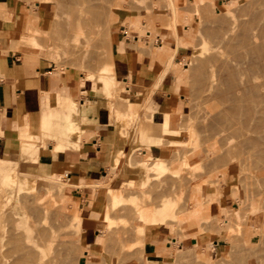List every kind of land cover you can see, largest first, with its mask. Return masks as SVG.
Masks as SVG:
<instances>
[{
  "label": "rangeland",
  "instance_id": "374dc122",
  "mask_svg": "<svg viewBox=\"0 0 264 264\" xmlns=\"http://www.w3.org/2000/svg\"><path fill=\"white\" fill-rule=\"evenodd\" d=\"M5 1L11 2V4L4 5V8L7 11L14 10L15 18L24 10V15L28 16L27 18L34 15L28 19L29 25L36 26L35 28L39 26L40 30L42 29L41 32L35 33L41 37L38 38L37 35L34 38L33 36V40L37 45L33 43L25 46L23 41L26 38L28 39L29 36H26L28 33H24L23 35L26 36L24 37L21 30H18V27L15 26L17 18H14L15 25L11 24L12 27H10L7 25L8 22L4 24L6 21L3 16L5 17V15H0V26L10 29L14 36V49L33 60H38L41 65H52L63 74L75 78L76 88L71 99L74 102L79 104V98L86 94L81 92V86L85 79L96 85L95 89L90 92L91 94L106 99L110 123L113 127L112 144L110 145L109 160L102 176L94 182L105 183L115 176L120 169L113 187L120 188L119 195L123 200L115 208H111V198L106 187L92 188L91 184H87L85 181L80 187H75L74 183L67 179L64 171L59 172L54 168L40 167V164L36 168L37 173L46 176L47 180L50 181L49 184H52L53 187L47 192L42 187L33 186L28 176L15 171L18 168V162L20 160L33 162L35 157L38 159V155L42 153L39 147L46 148L49 143L53 144L56 151L65 147H80L81 138L77 139L78 142H67V140L65 142V139L62 138H58L59 140L54 142L52 136H48V139L43 140L40 139L38 134H33V137L23 136L24 143L18 162L8 165L4 160H0V264H18L16 258L19 252H12V249L18 245V240L21 241V244L23 241V245L26 242H38V250L43 253V257L53 256L55 259L53 264H137L139 261L142 264H192L191 262L193 264H264L258 250L247 248L252 234L246 229L249 223H253V220H249V218L257 216L259 212L264 210V198L258 192L260 191L258 190L260 189L259 186L256 190L258 194L255 193L256 184L259 183L257 182L259 176L257 178L253 176V172H255V175L257 174L256 165L253 166L255 161H253L254 163L251 161L252 164L248 168L247 163L244 162L245 159L242 158L245 155L239 149L232 148L230 151L226 145L220 148L225 144L223 141H226L222 138L221 144V140H218L217 137L233 139L236 142L239 139V136H235L228 131L216 133L218 135L216 138L220 143L216 142L217 140L214 137L210 138L211 141L207 139L210 142L205 139L206 137L203 138V125L204 123L206 125L208 121H205L207 120L206 117L201 118V112H203V115L206 113L205 111H211L209 109L210 103H208L210 102L208 100L210 90L209 88H197L199 87L198 78L202 76V73L204 74L201 71L205 69L203 68L204 65L206 66V64L201 63L205 60L208 62L207 59L218 52L219 47L222 46V44L218 46L220 38H214L216 34H212L225 33L229 26H227L228 22L241 20L246 22L247 19L250 20L249 15L251 13L246 11L249 13L247 16L242 6L249 3V7H255V4H251L255 2L256 7H260L259 0V4L254 0H250L251 2H246V0H213L214 4H211L210 1L212 0H175L176 2L173 1V5L177 4L175 7H178V14L173 23L170 19L168 0H165L167 3L163 0H108V6L101 5L102 0H97L98 3L95 2V5L99 4L98 7L100 5V7L104 6L102 9L100 7L96 9V6L94 8L92 5L93 8H89L88 3L86 4V1L83 0L82 2L81 0V4L87 5L84 6L86 9L82 7L83 12L87 13L84 14L85 16H89L90 11L93 13L95 10L98 11L99 15L96 12L94 14L100 16V13L105 10L104 14L108 16V31L110 34V38L106 39L109 43L108 46H102L104 42L97 38L100 35L94 33L96 31L95 23L92 25L93 27L89 28L94 31V36L88 30L87 27L91 25L93 20L90 21V25L89 23L81 24L84 22H79V25H85V28L80 26V29L79 25L75 23L77 22L76 19H72L71 16L77 17L75 14L79 12L80 3L76 2L79 4V9L76 7L77 12L74 6L75 3L70 2L71 5H69L68 0H64L65 2L62 0L64 4L70 6L68 8L64 4L61 5L63 8L59 7L58 5L62 2H58V0H34V2L28 0L27 5L25 4L27 0ZM263 1H261V4H263ZM36 2L43 8H36ZM57 2L58 4H56ZM92 2L90 1V3ZM230 2H232L230 9L225 10L224 15L221 14L223 3ZM242 3L244 5H239ZM77 4L75 5L77 6ZM236 6L242 7L238 8L242 9L241 12L238 11L237 13L238 9L236 11L233 9V7L237 8ZM219 7L221 8L219 9ZM56 8H61L63 11L66 9L65 14L67 15L70 11H73L74 15L70 12L71 16H64L65 14L61 13L65 18L67 17V21H72L71 25L66 22L63 16L57 15L61 9L56 12ZM70 8L72 9L70 10ZM91 8L94 10L89 11ZM99 10H102V12ZM27 11L31 12V15H28ZM75 11L76 13H74ZM33 12L34 14H32ZM83 12L81 11L79 14L83 15ZM240 13L246 15V17ZM104 14L102 17H105ZM218 15L223 16L218 19ZM55 16L58 21L57 18H54ZM33 17L35 20L37 18L36 22ZM59 17L60 20H65L61 21L65 22L64 25L68 26L67 28L61 27L63 23L59 22ZM221 18H223L224 23L226 21L225 24L223 21L220 22ZM221 25H223V29L220 27ZM69 26H74V29ZM49 27L51 28L49 29ZM205 27H209L208 29L212 27L213 29L208 33ZM69 28L73 31L77 28L81 35L78 36L79 33L75 30L76 35L78 33L76 36L75 32L68 31ZM82 29L84 30L83 34ZM214 30L216 32H213ZM85 31L90 32L93 37L98 39L96 42H98L99 49L91 48L92 42L95 40H92V36L89 35L91 37H88V39L91 40L88 41L86 38L88 33ZM70 33L74 36L73 39L71 35H67ZM20 34L22 37H20ZM117 35H119L121 41L126 36L133 46L146 51H155L153 59L159 67L152 74L150 83L144 87L143 91L139 86L134 85L132 75L122 81L120 77H116L114 74L113 47ZM103 36L101 35L99 38L104 40ZM18 38L19 40L23 39L22 43L18 41ZM134 40L136 43H134ZM82 41L92 49V53L95 49L96 52L97 50L102 51L95 53L100 58V60L97 58L99 60L97 65H95L94 54L92 56L94 59L93 64L89 62L90 59L88 58H91V56L89 57L91 54H88L91 53L89 48L83 46L89 50L87 52L85 48H82L83 54H81L79 48H77L79 52L75 49V45L78 43L77 46H81ZM96 42H93L94 46L97 45ZM100 42L103 43L101 47L104 49L100 48ZM79 43L81 44L79 45ZM162 48L166 49L164 59L157 52ZM83 49L86 51H83ZM103 50L105 53H103ZM82 55H85L84 58ZM86 57L88 58L86 59ZM171 57L173 60L170 65L167 61ZM198 64L203 65L201 66L203 69L199 70L201 76L197 74L198 69L201 68ZM166 72H169L170 75L168 74L169 76L167 75L165 78L163 75ZM194 73L197 74V77L193 75ZM155 93L165 94L162 105H153L150 102V97ZM167 111L177 112L178 120L181 123L187 124V122L190 123L196 118L203 119L205 121L202 120L203 124L201 120L197 119L194 122L197 123L198 121L200 124L197 123V125L191 122L193 126L196 125L199 129L201 127L202 132H199V130L194 131L197 128L193 126L191 130L184 132H175L172 129L168 134L175 139L170 140L160 128L151 124L152 118ZM195 115L196 118L192 119V116ZM205 116H207V113ZM209 116L211 115L209 114ZM52 117L55 118L54 115ZM211 119H208L210 121L208 123H211L213 120ZM118 122H120L119 125H117ZM185 126L190 127V124ZM81 133L83 140L88 139V135H85L83 129ZM203 135L206 136L207 134L204 133ZM203 139L206 140H204L205 142H212V144L204 143ZM181 150L185 151V157L179 156L178 153ZM34 151L39 154H33ZM117 161H121V166ZM140 163L144 164L146 173L143 186L135 185V179L131 177L133 168ZM245 165H247L246 168ZM257 165L261 167V163ZM251 166L254 168H251ZM260 167L259 169H261ZM7 168L13 170L9 175L6 173ZM246 169L248 172L253 171V175H246ZM251 177L257 179H253L255 184L254 181H251ZM53 178L58 179L57 183H52L54 182ZM119 180L121 181L120 184H118ZM248 189L249 191H247ZM247 192L249 195H247ZM41 197L54 199L56 204L53 205L56 206L47 205L46 200H41ZM45 210L49 213L52 210V213L64 211V217L62 218L65 219L67 215V219H65L67 224L62 221L63 219H60L63 223L59 222V224L66 227L59 228L61 226L54 220L52 215H48L46 221L43 218ZM88 211H90L89 215L98 224L97 236L94 238L95 243L91 245L84 242L81 229L83 217ZM103 211L110 217L107 222L106 219H101ZM18 212H23L24 217L21 218ZM152 213L159 214L160 222L154 224L149 222L148 217ZM78 215L81 216L80 220L77 219ZM229 215L237 219L232 232L231 243L226 238V234H230V231H228L230 226L227 222L229 221L227 219ZM20 219H23L22 223L29 228L23 239H18V230L20 231L19 227L21 228ZM47 222L53 224L54 227L57 226L58 229L56 227V230H47L46 234L37 237L43 226L49 225ZM54 223H56V226ZM263 227L260 229L262 233L260 231L256 232V241L257 238L264 239ZM151 228L157 230L152 232ZM159 229L161 234H165L160 236ZM13 235L17 238L11 237ZM230 246L234 247V249L231 248V252L234 254H232L231 262L228 253L230 252L228 250ZM202 249L204 256L201 254ZM57 251L60 254L56 255ZM180 253L184 255L182 256ZM19 254H23V251ZM72 259L75 262H72ZM258 259L259 261H256ZM187 261L189 262L187 263ZM20 262L23 261H19V264H21ZM27 262L30 261L26 260V263L24 261L23 264H27ZM29 264L33 263L30 262Z\"/></svg>",
  "mask_w": 264,
  "mask_h": 264
},
{
  "label": "bare ground",
  "instance_id": "6f19581e",
  "mask_svg": "<svg viewBox=\"0 0 264 264\" xmlns=\"http://www.w3.org/2000/svg\"><path fill=\"white\" fill-rule=\"evenodd\" d=\"M68 1H67V3L69 5H71L70 2H73V4L74 3L75 4L80 3V5L77 4V6L74 4L75 8L78 7V9H79V6H80L79 12H78V9L76 8L78 14H75V15H77L78 18L77 17L75 18L74 16L70 15V12H71L72 15H74L73 11L69 12V15L71 17H73L72 19H76L77 22H75V23H77V25H79V22H84V23H81V24L89 23V25H90V21L93 20L94 22L92 21L91 25L89 27H87L88 30H90L93 33L94 31H92L89 28L95 23L94 26H95L96 31L94 33L97 34L98 36L100 35L99 37H101V35L102 36L105 35V36H103L105 38L104 39L105 41L103 39H100L99 37H97L99 40H102V42H104V45H102L103 43L101 44V42H100V48H103V47H101V45L102 46H106V45L108 46L109 43H108V41L106 39L110 38L109 37L110 34H109V31H108V25H109L108 19H107L108 16H106V14H104L105 10L103 9L104 10L103 12H102V10L101 11L99 10L100 12H102V13H100V16H98L99 15L97 13L98 11H96V10L94 11V12H96V14H98L97 16L94 14V12L91 13V11H90V10L93 11L94 9H92V8L93 7L95 8V6H96V9H98L101 5L108 6L107 5L108 0H106V2H105V0H102V2L100 1L102 4L100 3L101 5L99 7L97 6L99 4L95 5V2L98 3L99 0L98 1L97 0H95V1L94 0H89V1L88 0H84V1H86L85 2L86 4L88 3L89 8L93 6L91 9H89L90 13L88 11L89 16L88 15L87 16L84 15V14H87V13L83 12L84 10H82V7L87 6V5L81 4V0H79V1L78 0H68ZM90 1L91 2L94 1V2H92L94 4L90 3ZM163 1L166 2L165 0H163ZM173 1L176 2L175 0H168L167 1L168 2L167 5H169L168 7L170 9V19H171L172 23L175 21L176 15L178 14V12H177L178 11V7H175L177 4L174 6L173 5ZM247 1L251 2L253 0H251V1L250 0H246V2ZM254 1H256L257 4L260 3L259 5H261V6L260 7H258V6L256 7V3L252 2L251 4L252 5L255 4V7L253 6L254 7L253 8L251 6L252 7L251 8V7L248 6L249 3L248 4L245 3L246 5L243 4L245 1L242 4H239L241 6L244 5V6H242L243 10H244V13L246 11L251 13L250 14L251 16L249 15L248 12H246L245 14L247 16L249 15V17H251L252 19L250 18V20L247 19L248 21L242 22L243 20H241V18H239L241 21H233L231 23L228 22L229 23V24H227V26L229 25L228 29H227V31L225 33H221L222 35L221 34L217 35V33H213V32H216V30H214L213 32H210L211 34L213 33L212 35L216 34L214 36V38H217V39L220 38V40H219L220 43H218V41L216 39L215 40L217 41L218 46H219V44H222V46L219 47L220 50L218 52H215L214 54H212L210 56L211 58L209 57V59H207L208 62H206V60H205L203 63H201L203 65L206 64V66L204 65V67H203V68L206 69V71H205V69H203L201 67L203 65L200 66V64H198L199 67H201V68L198 69L197 74H199V70H201V69L204 70V71L203 70L201 71V73L204 72V74L200 73L202 76L199 74L201 77H199V76L198 77L201 78V79H204V80H200L198 78L199 82L197 81V83H198L199 87H197V88L198 89H200V88H209V90H210V92L208 94V100H210V102H208V103H210V106H209L210 108L209 109L211 111H209V112L205 111V112L207 113V116H209V114L211 116L207 117V116H205L206 115V113H205V114H203L204 117H202L203 116L202 115L203 112H201V118H205L206 117L205 118V119H207V120H205L206 122L207 121L210 122L208 119L209 118L211 119V117H212L213 120L211 119L212 120L211 123L207 122L208 124L206 123V125L204 123V125H203L204 127H203L202 130H204L203 132L206 133L207 135L205 136V135H203L204 133H202L203 138L206 137L205 139L206 140L209 139L210 141H211V139L213 137L216 140H217V138H218V140H221L223 138V140H225L226 142L223 141V143H225V144L222 145V146L220 144H218V145L221 146V147L220 146L219 147L222 148V147H225V145H226V147H228L229 150L232 149V148L239 149L242 152V154L245 155V157H242V158L245 159L244 162H245V164L247 163L248 168L252 164V162L255 161V163L253 162L254 163L253 166L256 165L255 167H256L257 174L255 175V172L252 171L254 173V175H253L252 172H248L247 169H246V171H247L246 175H250L251 174V175H253L256 178L259 176V178H258L259 180L255 179L254 177H251V179H252L251 181L252 182L254 181L253 182L254 184H255V180H257V182L260 183V185H259V183L256 184L257 188L255 187V193L257 192L256 190L258 189V186H259L260 189H258V190H260V191H258V192H260V195L261 196L263 195L262 198H264V5H263L264 1L262 2L263 4H261L262 0L261 1L259 0V3H258V0H254ZM30 2H34V0L30 1ZM58 2H62V0H58ZM58 2L56 4H58ZM64 2L60 3L58 6L61 7V5L64 4ZM82 2H83V0H82ZM210 2H211V4H214L213 0L210 1ZM210 2H209V4H210ZM6 4H11V2L10 1L6 2L5 0H0V8H1L0 15H5V17L3 16V19H5V21H6L5 23L4 22L3 23L7 24V22H8L9 24H7V25L12 27L11 24L15 25L14 22H15V19L17 18L18 20L16 19V21L18 22V24L16 22L15 26L18 27V30H21L22 35L24 33H28V34H26V36L27 37L29 36L28 39L27 38L24 39V37H26V36L23 35L24 36L23 37L24 45L25 46H29V45H32L33 43L35 45L36 42L33 39L38 35V34H35V33L41 32L42 29L40 30L39 26H38V28H35L36 26L32 27L31 25H29L30 22L28 23V19L31 16H34V15H31V12L29 13V11H30L29 10V11H27V14L28 15L30 14L31 16L29 18H27L28 16H25L24 15V10H22L23 12L19 13L20 15H18V17L16 16V18H15L14 17L15 16L14 15L15 12H13L14 10L13 11H7L4 8V5H6ZM25 4L26 5L28 4V0L26 1ZM223 4L224 5L221 6L222 10H223V12L221 14L224 15V11L230 9V5L232 4V2L223 3ZM161 5H163V4H161ZM35 6H36V8H43V6H41V5L39 6L38 3ZM64 6H67V8L70 7L66 3L64 4ZM74 6H72V7H74ZM163 6H165V5H163ZM241 6H239L237 8L233 7V9L236 11V9L242 8ZM59 7H57V8H59ZM221 7H219V9ZM57 8H56V12H59V10L61 8H63V6L60 9H57ZM64 8H66V7H64ZM75 8H74V10H76ZM84 8L86 9V7H84ZM100 8L102 9V8H104V6H102ZM210 8H208V9H210ZM71 9L72 8H70V10ZM61 10H60L59 13H57V15L58 16L60 15L62 17L63 15H61V13L63 12L65 14L66 13V11H65L66 9H64L65 12L63 11V9H61ZM241 10L238 9L237 13H238V11L241 12ZM81 11L83 12L82 13L83 15L79 14ZM54 13H55V9H54ZM74 13H76V11ZM32 14H34V12ZM103 14L105 15V17H102ZM212 14L214 15V13H212ZM240 14H238V15H240ZM35 15H36V13H35ZM55 15H56V13H55ZM66 15L67 14H65L64 16H66ZM69 15H67V16H69ZM223 15H220V16L222 17ZM241 15L246 17V15H244V14H241ZM81 16H83V17H81ZM220 16L218 17V19L220 18ZM215 17L217 18V16H215ZM54 18H57V17L55 16ZM66 18L64 17L65 20H66ZM223 18H221L220 22L223 21ZM33 19H34V17H33ZM64 19H61V20L65 21ZM36 20H37V18H36ZM36 20L34 19L35 22H36ZM61 20H60V17H59V22ZM67 20H66V22H69ZM57 21H58V18H57ZM63 21H61V23H63ZM73 21H75V20H73ZM32 22H33V20H32ZM59 22H58V24H59ZM71 22H69L70 23L69 25H71ZM223 23H224V21H223ZM225 23H226V21H225ZM64 24H65V22L63 23V25ZM51 25H52V23H51ZM63 25L61 27H66V28L68 27V26H65V25L63 26ZM77 25H75V26L77 27ZM55 26H56V24H55ZM58 26H60V25H58ZM80 26H83V25H79V28L81 29ZM84 26H83V28H85ZM87 26H88V24H87ZM225 26H224V28H225ZM51 27H49V29ZM69 27H71V29H74V26L73 27L69 26ZM220 27L223 29V25H221ZM77 28L75 30L78 32ZM87 28L85 29L86 31H87ZM205 28H207L206 30L208 31V33H209V31H212V29H213L212 27H210L211 30L208 29L209 27H205ZM95 29H93V30H95ZM173 29H174V26H173ZM218 29H217V31H218ZM75 30L73 31V30H70V28H69L68 31H71V32L74 33ZM83 31L84 30L82 29V31H81L82 34H83ZM204 31H205V29H204ZM60 32H61V30H60ZM220 32H221V30H220ZM19 33H20V31H19ZM78 33H79V35H78ZM78 33H77V35L80 36L81 35L80 32H78ZM86 33H88L87 34L88 36H86ZM86 33H85V36H86L87 40L89 41L90 38L88 39V37H91L92 35H91L90 32H86ZM94 33H93V36H94ZM74 34L76 35V32ZM22 35L20 37H22ZM67 35H71V33L67 34ZM89 35H91V36H89ZM97 35H95V36H97ZM33 36H34V38H33ZM39 36L40 35H38V38H39ZM85 36H84V38H85ZM93 36L91 37V39L95 40V41H93L95 43L96 40H98V39H96ZM73 37L74 36H72L71 38L73 39ZM19 38H18V41L20 43H22L21 41L23 39L19 40ZM38 38H36V39H38ZM93 38H95V39H93ZM85 39H83V40L85 41ZM84 41H82V45L79 46V47L77 46L78 43L75 45L76 46L75 49L77 50V48H79V50L81 51V54H83L82 53V48L87 47V44ZM79 42H81V41H79ZM93 42H92L91 48L94 47L96 49H99V46L97 44L98 42H96L97 45H95V46L93 45ZM80 44L81 43H79V45ZM84 44H86V45H84ZM83 46H85V47H83ZM59 47H61V46L59 45ZM87 48H89V46ZM91 48H89L91 53H88V54H91V55H89V57L91 56L92 59L88 58V57H86V59L87 58L90 59L89 62H91L92 64L95 61L96 62L95 65H97L98 61L100 60V58H98L99 56L95 55V53L97 54V52L100 53L102 51H98L97 50V52H96V49H95V51H93L94 53H92V49L93 48L92 49ZM86 50L83 49V51H86ZM74 51H73V53H75ZM88 51L89 50H87V52ZM77 52H79V51L77 50ZM157 52H159V54H161L160 56H161L162 59L165 58L166 49L162 48V49L158 50ZM103 53H105L104 50H103ZM88 54H87V56H88ZM93 54L96 57L93 56ZM84 56H83V58H84ZM92 56L94 57L95 60L93 59ZM97 58L99 60H97ZM172 60H173V58L171 57V58L168 59L167 62L171 65ZM87 64H89V63H87ZM168 68H169V66H168ZM195 73L193 75L197 77V74L195 75ZM202 81L204 82V84H203ZM204 99H206V98H204ZM177 114L178 113L174 112V111H167V112L159 113V115H157L156 117L152 118L151 124H152V126L160 128L161 131L163 133H165L164 135L166 137L170 138V140L171 139L174 140L175 138H173L172 135L168 134L169 131H171L172 129L175 130V132L189 131V130H191V127L193 126V124L196 123L194 121L197 119L196 118L197 114H196L195 116H192V119L194 117L196 118L195 120L191 121V122H193V124H191V122L190 123L187 122V124L184 123V122L181 123V121L178 120ZM199 115H200V113H199ZM201 118L197 119V120H201ZM202 120H201V123L203 124L204 120L203 121ZM119 123L120 122H118L117 125H119ZM197 123H198V121H197ZM189 124H190V127L189 126H185V125H189ZM198 124H200V122ZM193 127L197 128V129H195V130L192 129V130H194V131L199 130V132H202L201 127H200V129L196 125H194ZM81 131H82V129L79 127L78 123H76V122H64V121H61L59 123V125L57 126V128L54 130V134H57L58 136L64 137L65 140H67V142H78L77 139L81 138V134H82ZM221 131H228L229 133H231V134H233L235 136H239V139L236 142V141H233V139H227L225 137H221V138L217 137L216 138V136H218L216 133H219ZM199 135L201 136V134H199ZM205 139H203L204 143H209L210 142L209 140H207L209 142H205L206 141ZM201 140H202V137H201ZM216 140H213V141H216ZM218 140L216 142H219ZM209 144H212V142L209 143ZM221 144H222V140H221ZM207 147H208V145H207ZM213 147H212V149H213ZM236 152H237V150H236ZM178 154H179L180 157H185L186 156L184 150H181ZM117 163H120V166H121V161L120 162L117 161ZM259 163H261V167L259 165H257ZM247 165H245V168L247 167ZM259 167L261 169H259ZM36 168H37L36 159L33 158V162L26 161V160H20L18 162V168L15 171L20 172L21 175L28 176L29 179L32 181V185L33 186H35V187L37 186L38 188L42 187V189L44 191L49 192L51 190V188L53 187L52 184H49L50 181L47 180L46 176L37 173ZM251 168H254V167L251 166ZM11 171H13V170H11L10 168H7V170H6L7 175H9V173ZM118 171H117V174L115 176H113L112 178L107 180L105 183H102V184L98 183V182L91 183L92 188H96V187H101V188L106 187L107 188V191L109 192V197L111 198V208H115L123 200L122 197L119 195L120 188H114L113 187V185L115 184V180L118 178ZM244 172H245V169L243 171V174H244ZM145 174L146 173H145L144 164L140 163V164L136 165L133 168V170H132V176H131V177H133L135 179L134 180L135 181L134 184L135 185H139V186H143V184L145 182V179H146V175ZM246 177L248 178V176H246ZM253 179H255V180H253ZM246 180H248V179H246ZM53 181L54 182H52V183H57L58 179L53 178ZM58 183H60V182H58ZM83 183H85V182L81 181V182H78V183H74L73 185L75 187H80ZM120 183H121V181L119 180L118 184H120ZM246 183H247V181H246ZM253 183H252V185H253ZM61 185H62V183H61ZM117 186L119 187L120 185H117ZM117 186H115V187H117ZM247 188H249V186H247ZM252 188L254 189V187H252ZM247 191H249V189ZM252 191H254V190H252ZM258 192H257V194H258ZM252 194H253V192H252ZM247 195H249L248 192H247ZM248 198H249V196H248ZM40 199L41 200H46L47 205H50V206L53 205V204H56L55 200L52 199V198H49V197H41ZM260 204H262V203H260ZM55 206L56 205H53V207H55ZM260 206H262V205H260ZM62 210L59 211V212H55V213L54 212L52 213L53 210L50 213L45 210L43 212V218L47 221L48 215H52V217L54 218V220L57 221L58 224H59V222H62V221L65 222V219H67V215L65 214L66 218L63 219L62 218V217H64L63 213H65V212L62 211ZM104 211H103V214L101 215V219H106V222H107L109 220L108 218H110V217H108L107 213L104 212ZM18 214H19V216L21 218L24 217V213L23 212H18ZM237 216L238 215L236 214V217ZM148 218H149V222L152 223V224L160 222V216L157 213H152V215L149 216ZM60 219H63V220L61 221ZM77 219L80 220L81 216L78 215ZM227 219L229 220L227 222H228V226H230L229 228L231 230L230 229L228 230V231H230L229 232L230 234L227 233L226 234V238L230 242L232 240V232H233L234 227L236 226L237 219L232 217V216H230V215H229V218H227ZM250 219L253 220V223H249V225H247V229L246 230L248 232H250L252 235H251V238H250V240L248 242L249 245L247 244L248 245L247 248H250V249H253V250L254 249L258 250V252L261 254L260 257H262V259L264 260V239H262V238L258 239L257 238V241H256V234H257L256 232L260 231V229L264 226V210L262 212H259V214L257 216L250 217L249 220ZM66 221H68V220H66ZM20 222H21V228L19 227L20 231L18 230V239H20V238L23 239L24 236L27 234V231H28L29 228L24 226V224L22 223L23 219L22 220L20 219ZM65 223L67 224V222H65ZM72 223H73V221H72ZM48 224L49 225H47L46 227L43 226V228L41 229L40 233L37 234V237L46 234L47 230H56V227H57L56 223H54V225L56 227H54L53 224H51V223H48ZM63 227L64 226H61L59 228H63ZM57 229H58V227H57ZM151 230L153 232V231H155V228H151ZM262 231H264V230H262ZM11 237L17 238L15 235H13ZM38 246H39L38 242L37 243H28V242H26L23 245V241H22V244H21V241L18 240V245L15 246L12 249V252H16V253H18V252L21 253L23 251V254H19L18 253V257L16 258L18 260V264H19V261H23V262L25 261V263H26V260L32 262L33 264H53L55 262L54 261L55 259L53 258V256L43 257V253H41L40 250H38V248H37ZM232 247L230 246V249H228L230 251V252H228L229 256H230V260H229L230 262L232 260V254H233V252H231V250H232L231 248ZM233 249H234V247H233ZM58 254H60L59 251H57L56 255H58ZM201 254L203 255V249L201 250ZM180 255L183 256L184 254L180 253ZM176 256H178V255L176 254ZM134 257L136 258L135 255H134ZM262 259L260 260L261 262L263 261ZM73 260L74 259H72V262H75V260L74 261ZM124 261H126V260H124ZM256 261H259V259L256 260ZM23 262L22 263L20 262V263L23 264ZM188 262L189 261H187V263ZM29 263L27 262V264H29ZM191 263L193 264V262H191ZM232 263H233V261H232ZM137 264H142V262L140 263V261H139Z\"/></svg>",
  "mask_w": 264,
  "mask_h": 264
},
{
  "label": "crops",
  "instance_id": "0c3cea01",
  "mask_svg": "<svg viewBox=\"0 0 264 264\" xmlns=\"http://www.w3.org/2000/svg\"><path fill=\"white\" fill-rule=\"evenodd\" d=\"M153 53L154 50L133 46L126 36L121 41L117 35L113 47L115 76L123 81L132 75L134 85L143 91L159 67ZM168 74L166 72L163 77ZM95 87L85 79L81 92L86 94L79 98V104L74 102L71 99L76 88L75 78L52 65H41L38 60L14 49V36L10 29L0 26V160L8 165L18 162L23 136L38 134L41 140L52 136L56 142L58 138L65 139L54 134L59 123L76 122L88 139L81 137L80 147H65L57 151L52 143L46 148L40 146L42 153L33 152L39 154L38 159L35 157L37 166L64 171L73 183L85 181L91 184L99 180L109 160L113 127L106 99L90 93ZM164 96V93H155L150 102L162 105ZM89 214L90 211L83 217L81 229L84 242L91 245L95 243L98 224ZM158 233L160 236L165 234H161L160 229Z\"/></svg>",
  "mask_w": 264,
  "mask_h": 264
}]
</instances>
